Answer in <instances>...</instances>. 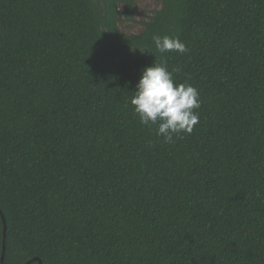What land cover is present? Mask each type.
I'll list each match as a JSON object with an SVG mask.
<instances>
[{
	"label": "trees",
	"instance_id": "trees-1",
	"mask_svg": "<svg viewBox=\"0 0 264 264\" xmlns=\"http://www.w3.org/2000/svg\"><path fill=\"white\" fill-rule=\"evenodd\" d=\"M157 1L126 34L133 0H0L2 264H264V0ZM153 63L199 92L172 143L130 104Z\"/></svg>",
	"mask_w": 264,
	"mask_h": 264
},
{
	"label": "clouds",
	"instance_id": "clouds-1",
	"mask_svg": "<svg viewBox=\"0 0 264 264\" xmlns=\"http://www.w3.org/2000/svg\"><path fill=\"white\" fill-rule=\"evenodd\" d=\"M152 41L160 53L187 51L178 37L154 34ZM130 104L142 125L158 126L157 135L165 143H172L181 134H190L199 121L194 111L200 107L198 90L187 83H175L165 63H153L141 70Z\"/></svg>",
	"mask_w": 264,
	"mask_h": 264
},
{
	"label": "rangeland",
	"instance_id": "rangeland-1",
	"mask_svg": "<svg viewBox=\"0 0 264 264\" xmlns=\"http://www.w3.org/2000/svg\"><path fill=\"white\" fill-rule=\"evenodd\" d=\"M160 4L157 0H133V8L131 11V19L119 22V29L126 34H138L143 26L142 21H147L153 15L154 10H158ZM123 10V8H121Z\"/></svg>",
	"mask_w": 264,
	"mask_h": 264
},
{
	"label": "water",
	"instance_id": "water-1",
	"mask_svg": "<svg viewBox=\"0 0 264 264\" xmlns=\"http://www.w3.org/2000/svg\"><path fill=\"white\" fill-rule=\"evenodd\" d=\"M1 217H2V220H3V245H2V253H1V257H0V260H1V264L3 263V254H4V237H5V225H4V219H3V216L1 214ZM31 261H37L38 264H41L40 260L37 259V258H33L32 260L26 262L25 264H28L29 262Z\"/></svg>",
	"mask_w": 264,
	"mask_h": 264
}]
</instances>
